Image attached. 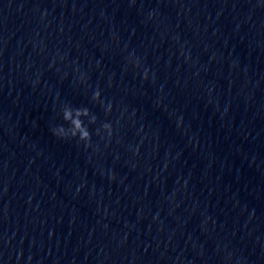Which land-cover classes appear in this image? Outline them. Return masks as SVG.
Masks as SVG:
<instances>
[{
    "label": "clouds",
    "instance_id": "1",
    "mask_svg": "<svg viewBox=\"0 0 264 264\" xmlns=\"http://www.w3.org/2000/svg\"><path fill=\"white\" fill-rule=\"evenodd\" d=\"M130 2L135 3V0H130ZM181 55H184V53L181 52ZM59 58L64 60L65 57L60 56ZM54 63L55 61H53V64ZM127 63L136 69L141 67L139 58H136L134 54H130L127 57ZM76 71L79 72V69L77 68ZM142 76L144 80H148L149 70L144 69ZM78 79L81 83H87L86 75L82 72L79 73ZM109 84H111V80L109 81ZM91 100L92 102L99 104L104 109L106 116L111 114L113 104L111 102L105 103V101L101 99V92L99 89H96L93 92ZM59 116L63 123L51 127L50 131L53 136L64 141L76 140L77 143L82 144L86 150L92 147L93 132L90 131L89 125L96 124L98 119L94 113L90 112L87 107L76 108L70 104H63L60 106ZM85 119L87 120V123H85ZM101 133L105 134L103 138L107 142H111L114 135V127L111 121L106 120L100 125V127L95 129L96 136H101ZM134 152H138V149H135ZM110 178L115 179V175L111 174ZM229 259V256L225 257L226 262Z\"/></svg>",
    "mask_w": 264,
    "mask_h": 264
}]
</instances>
